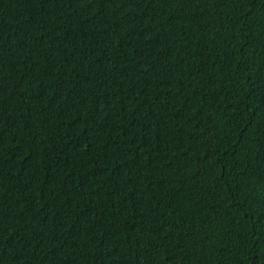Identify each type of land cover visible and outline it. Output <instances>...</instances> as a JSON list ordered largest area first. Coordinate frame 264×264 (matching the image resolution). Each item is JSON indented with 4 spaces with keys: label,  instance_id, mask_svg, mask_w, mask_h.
<instances>
[{
    "label": "trees",
    "instance_id": "16d2710c",
    "mask_svg": "<svg viewBox=\"0 0 264 264\" xmlns=\"http://www.w3.org/2000/svg\"><path fill=\"white\" fill-rule=\"evenodd\" d=\"M0 264H264V0H0Z\"/></svg>",
    "mask_w": 264,
    "mask_h": 264
}]
</instances>
